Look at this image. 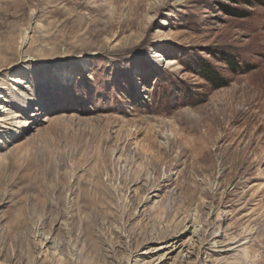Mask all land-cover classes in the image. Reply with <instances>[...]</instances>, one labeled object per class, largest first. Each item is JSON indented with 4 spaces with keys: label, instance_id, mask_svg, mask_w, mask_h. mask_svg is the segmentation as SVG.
Masks as SVG:
<instances>
[{
    "label": "rangeland",
    "instance_id": "1",
    "mask_svg": "<svg viewBox=\"0 0 264 264\" xmlns=\"http://www.w3.org/2000/svg\"><path fill=\"white\" fill-rule=\"evenodd\" d=\"M0 102V264H264V0H0Z\"/></svg>",
    "mask_w": 264,
    "mask_h": 264
},
{
    "label": "bare ground",
    "instance_id": "2",
    "mask_svg": "<svg viewBox=\"0 0 264 264\" xmlns=\"http://www.w3.org/2000/svg\"><path fill=\"white\" fill-rule=\"evenodd\" d=\"M164 61H165V63H166V67L165 68H170L171 69V67H173V65H174V62H172V61H169V60H165L164 59ZM5 113H8L9 115L10 114H12V116H11V119H16V118H19L18 116V113L17 112H12L11 110H10V108H9V106H7V105H4V104H2V102H0V114L1 115H4ZM0 115V116H1ZM1 118H2V120H1V122H3V123H7L8 121L6 120V119H4V117H2L1 116ZM22 123H20V125H21ZM161 132V131H160ZM159 133V132H158ZM164 134V133H163ZM165 135V134H164ZM170 136V135H169ZM165 137V136H164ZM168 137V136H167ZM182 141V140H181ZM153 142H155V141H152V143ZM153 146V145H152ZM161 146V145H160ZM203 147V146H202ZM158 148V147H157ZM160 148V147H159ZM162 149V148H161ZM161 149H160V152H161ZM159 150V149H158ZM149 151V150H148ZM153 153V152H152ZM151 155V154H150ZM155 156V155H154ZM158 158H160V157H158ZM156 196L157 195H154L153 196V198H156ZM156 208H158V205H156L155 204V209ZM192 235H197V232H196V229L194 228V230H193V232H192ZM44 241H46L47 242V244H49L50 243V241H47V238H45V239H43ZM214 243H215V240H214ZM51 245H53V242L51 243ZM54 251H55V249H53Z\"/></svg>",
    "mask_w": 264,
    "mask_h": 264
},
{
    "label": "trees",
    "instance_id": "3",
    "mask_svg": "<svg viewBox=\"0 0 264 264\" xmlns=\"http://www.w3.org/2000/svg\"><path fill=\"white\" fill-rule=\"evenodd\" d=\"M198 68H199L198 74L200 75V77H202L206 81L213 80L215 72L209 64L201 62Z\"/></svg>",
    "mask_w": 264,
    "mask_h": 264
},
{
    "label": "built area",
    "instance_id": "4",
    "mask_svg": "<svg viewBox=\"0 0 264 264\" xmlns=\"http://www.w3.org/2000/svg\"><path fill=\"white\" fill-rule=\"evenodd\" d=\"M158 58H159V61H160V62H164V58H163L162 55H160Z\"/></svg>",
    "mask_w": 264,
    "mask_h": 264
}]
</instances>
